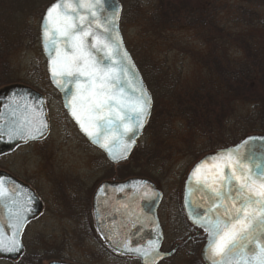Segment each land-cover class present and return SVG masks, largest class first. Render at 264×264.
Returning <instances> with one entry per match:
<instances>
[{"label": "snow or ice", "instance_id": "snow-or-ice-1", "mask_svg": "<svg viewBox=\"0 0 264 264\" xmlns=\"http://www.w3.org/2000/svg\"><path fill=\"white\" fill-rule=\"evenodd\" d=\"M119 13L116 0H105L104 7L100 0H56L41 26L51 75L66 92L71 115L117 163L127 159L152 103L142 82L136 87L129 78L132 64L117 30ZM125 84L135 95L126 92ZM68 85L72 87H64ZM47 129L43 108L26 106L18 121L7 128L0 126V137L27 142L43 138ZM245 146L247 155L240 152ZM258 160L264 162V137H248L239 147L202 161L192 172L212 201L211 215L195 208L190 213L194 223L208 233L206 254L211 264H264V163ZM16 191L14 184L6 186L0 178V205L6 209L5 223L13 229L6 239L0 228V250L18 251L22 246L18 237L29 209L17 200ZM108 238L138 253L145 264L149 258L150 264H156L161 255L159 240H150L142 248L130 246L127 235Z\"/></svg>", "mask_w": 264, "mask_h": 264}, {"label": "trees", "instance_id": "trees-1", "mask_svg": "<svg viewBox=\"0 0 264 264\" xmlns=\"http://www.w3.org/2000/svg\"><path fill=\"white\" fill-rule=\"evenodd\" d=\"M4 1L0 0V13L8 6V14L16 20L35 8L39 10L38 16L43 15L55 0H8L6 4ZM121 1L122 32L132 17L146 35H161L162 40L168 30L193 31L195 39L208 48L201 51L191 47L192 38L173 40L170 51L194 58L202 68L197 82L184 86L180 65L173 70L168 61L141 60L124 38L154 98L147 132L154 135L157 144L174 120H182L186 126L183 130L190 132V138L201 136L203 147L198 153L236 144L251 134H264V0ZM21 26L13 27L11 35H6L0 25V86L8 84L4 81L8 77L1 74L7 73L4 67L9 54L27 38V29L24 24ZM182 87L186 90L181 91ZM243 104L253 106L248 118L237 113V106ZM16 264H42V261L40 256L26 254Z\"/></svg>", "mask_w": 264, "mask_h": 264}, {"label": "flooded vegetation", "instance_id": "flooded-vegetation-1", "mask_svg": "<svg viewBox=\"0 0 264 264\" xmlns=\"http://www.w3.org/2000/svg\"><path fill=\"white\" fill-rule=\"evenodd\" d=\"M17 85L26 86L45 96V106L49 113L50 100L43 92L35 86ZM54 90L63 105L59 92L55 88ZM67 118L74 125L72 131L75 140L73 141H77V143H67L70 141L67 139L65 140L67 143L64 145L65 149H62L61 144L57 145L59 147L56 149H54L55 145L48 144L55 136L50 117V131L46 137L28 140L27 142L13 138L10 140L8 150L0 151V172L8 174L13 180L9 186L13 184L16 186L15 195H26L23 188L28 187L35 192L40 200L41 209L38 213L35 212L25 230V246L26 237L32 230L39 229V232L50 235H47L44 240L46 245L44 254L37 253L32 256H40L42 264L44 262H48V264L55 262L86 264L83 260L80 263L68 260L67 254L64 251L60 252L58 248L60 247L61 250L76 247L85 249L94 246L120 259L128 260L129 257L115 253L101 234L105 235L108 229L114 228L117 230L114 231L116 238L122 239L127 235L128 195H137L141 196L142 199H149L147 195L154 194L151 192L128 193L120 185L129 179L141 178L149 180L162 193V199L157 208V217L163 234L160 250L164 253L173 252V254L158 264L167 263L181 253L198 257L197 251H199L201 257V251L207 244L208 234L195 227L186 216L183 203L184 185L199 160L218 150L233 147L235 144L204 154L186 176L183 191L166 195L149 178L136 175L128 177L127 163L129 160L117 164L110 162L107 156L92 145L79 131L68 114ZM138 205L140 212L143 213V208L149 206L150 201ZM23 206L31 209L32 203L26 201ZM34 207L37 208L38 204H34ZM139 231L142 233V245L147 246L148 241L155 240L154 234L152 235L153 228L149 225H141ZM173 231L177 236L172 241L169 234ZM51 234H58L59 237ZM26 251H28L27 246ZM136 260L142 264L141 259L136 258Z\"/></svg>", "mask_w": 264, "mask_h": 264}, {"label": "rangeland", "instance_id": "rangeland-1", "mask_svg": "<svg viewBox=\"0 0 264 264\" xmlns=\"http://www.w3.org/2000/svg\"><path fill=\"white\" fill-rule=\"evenodd\" d=\"M6 1L8 0L4 1L5 4ZM7 7L0 13V25H2L3 33L11 35L9 31L12 32L13 27L23 26L24 24L23 28L27 29V38L9 54L7 66L4 67V69L7 68V73L1 74L8 77L4 80L8 84L0 86V90L7 86L26 84L35 86L43 92L50 100L48 116L49 118L51 117L55 134L48 144L55 145L54 149L58 148L59 146L57 145L61 144L62 149H65L64 145L71 142L77 143V141H73L75 140L74 132L72 131L74 125L67 118V113L63 108L61 100L49 80L47 61L41 48L39 34V25L43 15L38 16L39 10L35 8V10L32 9L31 13L25 12V14L19 16L16 21L8 14L10 11ZM123 33L128 45L138 53L141 60L148 62L149 60L154 61L156 58L161 63L168 61L173 70L180 65L184 71V86L187 84L193 85L199 79L202 68L196 64L194 58L183 56L177 50L170 51V49H173L174 39L189 41V38H192L193 41V46L191 47L206 51L208 48L203 46V41L195 39L193 31L175 32L168 30L161 40L159 38L161 35L156 34L151 37L144 34L141 24L133 23L132 17H130L128 25L124 27ZM167 38L170 39L168 40ZM231 50L232 52L235 51L234 48H231ZM235 58L238 57L235 56ZM180 90L185 91L186 89L182 87ZM252 111V105L243 104L237 106L238 115H242L243 117L248 118ZM185 127L182 120H174L171 128L169 127L163 132L165 135L158 141L159 144H157V139H155L154 135L151 136V133L147 132L146 129L139 142L136 155L132 156L127 163L129 170L128 177L136 175L149 178L166 195L183 191L184 181L190 169L204 154L208 153H198L199 148L203 147V139H201L200 135H198L199 139L190 138V132L183 130ZM229 131L231 132V130ZM67 139H70V141L65 143ZM50 148L53 149L52 147ZM174 233L175 231L169 234L172 241L177 236ZM47 235L50 234L39 232V229L36 231L32 230L26 237L27 254L30 256L37 253L44 254L46 247L44 240ZM51 235L59 237L58 234ZM58 250L60 252L64 251L68 256V260H74L79 263L83 260L86 264H140L136 259H120L94 246L86 247L85 249L77 247L74 249L66 248L65 250H61L59 247ZM197 252L198 257H191L187 253H181L164 264H203L199 251ZM17 262H1L0 264H16ZM44 264H48V262H44Z\"/></svg>", "mask_w": 264, "mask_h": 264}, {"label": "water", "instance_id": "water-1", "mask_svg": "<svg viewBox=\"0 0 264 264\" xmlns=\"http://www.w3.org/2000/svg\"><path fill=\"white\" fill-rule=\"evenodd\" d=\"M55 2L56 1H54L53 3H55ZM116 2L119 3V5H120V13H119L118 21H117V30L120 34V39L122 41L123 49L125 51H127L128 55L131 59V64H132V66L129 67V78L133 81V84L136 87H139L140 86L139 82H142L143 87L146 89L147 93L151 96V101H152L151 109H150V116L148 117L147 122L139 130V133L135 136V143L133 144L131 151L128 153L127 159H124V160H121L118 162V163H120V162L129 160L133 151L137 147L139 140L141 139L142 135L144 134L145 129H146V127L149 123V120L152 116L154 101H153V96H152L150 90L148 89L147 84H146L139 68L137 67L131 53L129 52V50L127 49V46L125 44V40H124L122 31H121V16H122V12H123V4H122L121 0H116ZM51 5H49L45 9L43 16H42V19H41V22H40V28H39L40 44H41L43 54H44L46 61H47V71H48V75H49V80H50L52 86L59 92L65 111L68 113L69 117L75 123V125L77 126L79 131L87 138V140L92 145H94L96 148L100 149L107 156V158L110 160V162L117 164V162H113L110 159L108 153L104 149H102L98 145L94 144L91 141V139L83 132V130L80 128V126L77 123V121L75 120V118L71 115L69 107L67 106V104L69 103V98L66 96V92L63 91L61 87H58L53 80V77H52L51 71H50V68H51L50 57L48 55L47 50L45 49V46H44V43L42 40V27H41L42 21L46 15V11ZM100 6L101 7L105 6V0H100ZM101 15H103V14H101ZM89 39H91V38H89ZM64 87L71 88L72 86L68 85V86H64ZM124 87H125L126 92H128L129 94L135 95V93L132 92V89L129 88L127 86V84H125ZM72 90L74 92V89H72ZM45 102H46L45 96L38 94L37 92H35L34 90H32L31 88H28L26 86L13 85V86H10V87H7V88L0 90V126L7 128L9 125L13 124V122L18 121L21 114L25 111L26 106H30L31 108H36L37 110H39L40 108H43L44 119L48 123V129L46 131V134L43 136V137H46L50 131V125H49L50 119H49L48 112H47V109L45 106ZM248 137H264V134H255V135L247 136V137L243 138L238 144H236L233 147L218 150L214 153H211V154L204 156L201 160L198 161V163L193 167L191 173L189 174V176L185 182V185H184L185 195H184L183 203H184L185 213H186L188 220L198 229L204 231L203 228H201L198 224L194 223V216L190 215V213L192 212V209L195 208L197 211L203 213L206 216L211 215V213H209L208 209L211 206L212 201L209 199L208 190L207 189L200 190L201 186L196 184L195 179L192 177L193 170L195 169V167L199 163H201L202 161L208 160L209 157H212V156H215L221 152H225V151L239 147ZM9 145H10V140L7 137V135L0 137V151L8 150ZM240 152L244 155H247V146L241 147ZM257 163H264V162L258 160ZM225 171L227 172L228 170L226 169ZM0 178L5 179L6 186H9V183H11V181H13L11 179V177L4 172H0ZM141 182H143V183H141ZM120 186L124 190L126 189L128 191V193H133V192H147L148 193V192H151L154 194V195H147V196H149V199H142L141 196H137V195H128V207H127L128 209H127V213H126V216H127L126 228H127V236H129L131 238L130 246L142 247V248L147 247V246H144L141 244L142 233L139 231V227L141 225L147 224L151 228H153L152 235L154 234L153 235L154 239L159 240V242H160L159 243V252L161 253V255L157 259L156 264H158L163 259L170 258L172 256L173 252L164 253V252H161V250H160L161 245H162V240H163V234H162L161 226H160V223H159V220L157 217V208H158V206L161 202V199H162L161 191H159L158 188L153 183H151L149 180L141 179V178L130 179L127 182L121 184ZM23 190H24L26 195H17L16 194L15 196H16L17 200L22 205L24 204V202L30 201L32 203V207H31V209L25 207L26 209H29V211L25 212L27 220H26V223L24 224V227L21 229L20 236L18 237L20 244L22 246L20 247V249L18 251H8L7 249L0 250V260L9 261V262H16V261L20 260L25 255V245H24L23 239H24V233H25L26 227L29 224V222L31 221V219L34 217L35 212L38 213L41 209V207H40L41 204L39 202L40 200L37 198L35 192L32 191L31 189H29L28 187L23 188ZM146 201H150V205L145 206V208H143V210H142L143 213H141L138 204L142 203V202L144 203ZM36 203L38 204L37 208L34 207V204L36 205ZM14 207H15V205H14ZM216 211H220V210L216 209ZM6 219H7L6 209L3 207V205H0V228L3 229L5 238L8 239L11 237L13 229L7 223H5ZM111 231L113 234L111 233ZM114 231H117V230H114V228H111L105 232V235L101 234L103 239L109 244V246L112 248V250L115 253L121 254L122 256L139 258V259H141V263L145 264V260L138 253L130 252L121 246L113 244L112 240H110L108 237L109 236L115 237ZM116 239H119V238H116ZM206 249H207V244L205 245V247H203V249L201 251V258L205 262V264H211V261L208 259V256L206 254ZM51 264H63V263H56L55 262V263H51ZM149 264H150V258H149Z\"/></svg>", "mask_w": 264, "mask_h": 264}]
</instances>
